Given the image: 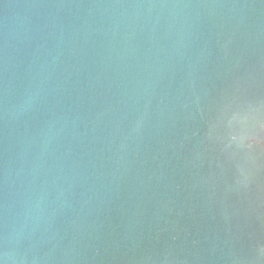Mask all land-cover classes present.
<instances>
[{
    "label": "water",
    "instance_id": "95a60500",
    "mask_svg": "<svg viewBox=\"0 0 264 264\" xmlns=\"http://www.w3.org/2000/svg\"><path fill=\"white\" fill-rule=\"evenodd\" d=\"M2 264H264V0H0Z\"/></svg>",
    "mask_w": 264,
    "mask_h": 264
},
{
    "label": "clouds",
    "instance_id": "9594fccd",
    "mask_svg": "<svg viewBox=\"0 0 264 264\" xmlns=\"http://www.w3.org/2000/svg\"><path fill=\"white\" fill-rule=\"evenodd\" d=\"M0 264H2V262H0Z\"/></svg>",
    "mask_w": 264,
    "mask_h": 264
}]
</instances>
